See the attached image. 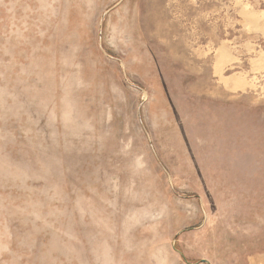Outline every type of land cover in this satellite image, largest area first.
Instances as JSON below:
<instances>
[{
    "label": "rangeland",
    "instance_id": "1",
    "mask_svg": "<svg viewBox=\"0 0 264 264\" xmlns=\"http://www.w3.org/2000/svg\"><path fill=\"white\" fill-rule=\"evenodd\" d=\"M0 264H264V0H0Z\"/></svg>",
    "mask_w": 264,
    "mask_h": 264
}]
</instances>
